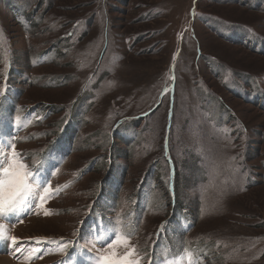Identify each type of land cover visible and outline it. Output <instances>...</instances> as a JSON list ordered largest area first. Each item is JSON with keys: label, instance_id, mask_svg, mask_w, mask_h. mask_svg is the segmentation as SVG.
Masks as SVG:
<instances>
[{"label": "rangeland", "instance_id": "1", "mask_svg": "<svg viewBox=\"0 0 264 264\" xmlns=\"http://www.w3.org/2000/svg\"><path fill=\"white\" fill-rule=\"evenodd\" d=\"M0 90V264H91L135 209L141 264H264V0H0Z\"/></svg>", "mask_w": 264, "mask_h": 264}, {"label": "snow or ice", "instance_id": "2", "mask_svg": "<svg viewBox=\"0 0 264 264\" xmlns=\"http://www.w3.org/2000/svg\"><path fill=\"white\" fill-rule=\"evenodd\" d=\"M2 94V90H0ZM166 94V93H165ZM22 153L18 152L15 142L7 145V152L0 148V218H6L9 214L13 213L32 193L33 188L30 180L33 172L29 170L27 164L21 160ZM54 174V173H53ZM43 187L42 193L37 192L39 203H33V207L44 208L48 199L56 194L58 189H54L50 183ZM37 215L39 213H36ZM50 213L47 209L44 210V215L48 216ZM19 222H23L20 219ZM163 227V226H162ZM77 233H73L76 236ZM0 236L8 239L7 234L3 232V225H0ZM10 240L13 245H18L17 237L12 236ZM36 244L41 245L44 243H56L58 241H42L37 239ZM73 241H66L60 246V251L65 252L67 247L72 245ZM122 246V251L117 249ZM95 257L92 259L91 264H141V252L137 244L133 243L131 233L122 235L119 232L110 241H103L100 248H95ZM14 251L19 252L20 248L17 246ZM34 251L39 252V248ZM147 255L146 253L144 254ZM151 264V260H148Z\"/></svg>", "mask_w": 264, "mask_h": 264}, {"label": "trees", "instance_id": "3", "mask_svg": "<svg viewBox=\"0 0 264 264\" xmlns=\"http://www.w3.org/2000/svg\"><path fill=\"white\" fill-rule=\"evenodd\" d=\"M52 149H54L53 147L52 148H50L45 154H44V156H42V157H38L39 159L37 160V162H35L36 164H38V166L35 168V171L36 170H39L42 166H44V163H45V161H44V159L48 156V155H50L51 154V152H52ZM101 165V164H100ZM163 180L162 179H159V183H161V186L159 187L160 189H163V194L161 195V196H159V198H157L156 200L154 199V201H153V195H149V198H148V200H149V204H152L151 203V201L152 202H155V203H163V205H164V207L161 205V204H158V205H161V207H163V209L164 208H166L168 205H169V203L170 202H172V200H175V198L177 199V200H181V197H180V195L178 194V197H176V196H172V194H171V192H170V190L169 189H167V186H166V183L165 182H162ZM141 193V192H140ZM140 193L138 194V198H139V195H140ZM143 196H144V194L143 195H141V200L143 199ZM145 197H146V195H145ZM168 203V204H167ZM149 204H147V205H149ZM146 208V207H145ZM147 209H151V208H149V206L147 207ZM142 210L143 209H141L139 212H137L138 211V209H135V211H133L132 212V215H131V221H132V228H131V230H130V232L129 233H131V236L133 235V231H134V229H136V225L135 224H139L140 223V219H141V214H140V212H142ZM260 226V225H259Z\"/></svg>", "mask_w": 264, "mask_h": 264}, {"label": "bare ground", "instance_id": "4", "mask_svg": "<svg viewBox=\"0 0 264 264\" xmlns=\"http://www.w3.org/2000/svg\"><path fill=\"white\" fill-rule=\"evenodd\" d=\"M2 260V259H1Z\"/></svg>", "mask_w": 264, "mask_h": 264}]
</instances>
